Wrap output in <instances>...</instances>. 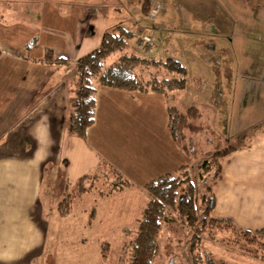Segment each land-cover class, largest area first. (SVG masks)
Instances as JSON below:
<instances>
[{"label": "crops", "instance_id": "obj_1", "mask_svg": "<svg viewBox=\"0 0 264 264\" xmlns=\"http://www.w3.org/2000/svg\"><path fill=\"white\" fill-rule=\"evenodd\" d=\"M87 1L93 3H72L84 9L75 14L73 27L63 30V14L56 11L64 9V0H0V264H37L46 246L48 215H66L55 210L60 193L50 186L58 176L60 187L74 191L86 175L81 182L85 194L105 166L119 181L118 189L123 185L145 195L146 182L174 173L189 160L169 133L165 94L97 85L93 122L83 136L67 132L66 88L75 73L71 81L61 82L59 69L65 63L53 59L74 64L99 43L106 20L97 22L95 11L85 12L86 6L96 5ZM108 1L111 5L102 8L111 12H120L116 6L128 2ZM143 1L135 3L131 17L136 18L119 23L136 30V36L148 35L152 48L155 36L170 38L165 17H192L207 10L196 5L201 0H148L146 10ZM93 23L101 24L99 34L89 38ZM53 37L62 43H54ZM47 49L52 59L45 58ZM73 193L72 200L77 196ZM212 193L213 217L247 230L264 228V129L223 156Z\"/></svg>", "mask_w": 264, "mask_h": 264}, {"label": "rangeland", "instance_id": "obj_2", "mask_svg": "<svg viewBox=\"0 0 264 264\" xmlns=\"http://www.w3.org/2000/svg\"><path fill=\"white\" fill-rule=\"evenodd\" d=\"M93 1L96 5L86 6L85 12L88 9L95 11L97 22L104 17L105 31L120 24L119 21L136 18L131 16L135 13V3L137 5L140 0H128L123 7L117 5L120 12L104 10V5H111L108 0ZM64 2V9L56 12L63 14V20L59 16V24L61 29L67 30L78 18L75 14L84 7L76 9L72 3L77 0ZM195 3L207 8V14L190 17L178 13L171 18L165 17L169 23V32L165 30V33H169L170 38L155 36L154 48L148 35L136 36L138 32L132 30L134 37L125 51L144 57H171L186 69L185 87L162 96L175 120L176 133L182 134L175 143L178 146L186 144V153L180 150L189 158L186 164L189 165L191 180L196 183L198 203L201 194L208 192L214 169L213 164L209 172H203L202 160L215 159L217 156L213 157V154H218L227 144L239 145L264 129V0H201ZM52 21L55 22L56 17ZM100 25L93 23V29L91 26L88 28L89 38L95 37L96 32L99 34L96 30ZM53 39L54 43H62L61 39ZM120 54L117 51L108 55L105 65ZM64 63L59 70L64 76L61 82L66 80L67 83L74 73V64L68 60ZM134 71L144 79L175 75L151 64H138ZM66 91L69 92L68 99L74 97L73 81ZM192 105L197 113L187 110ZM97 175L89 192L73 198L64 219L48 215L46 246L37 257V264H129L124 243L132 234L146 196L135 188L122 185V189H118L121 187L119 181L105 166ZM60 180L58 176L50 183L56 193L57 190L60 193L56 211L59 201L65 200L67 187H60ZM182 190L181 186L178 198ZM168 218L159 233L160 251L154 264H196L197 261L204 264L207 259L214 264H264V246L261 245L264 244V233L257 235V242L246 244L245 239L235 236L230 230H197L175 213Z\"/></svg>", "mask_w": 264, "mask_h": 264}, {"label": "trees", "instance_id": "obj_3", "mask_svg": "<svg viewBox=\"0 0 264 264\" xmlns=\"http://www.w3.org/2000/svg\"><path fill=\"white\" fill-rule=\"evenodd\" d=\"M147 3L148 0L143 1L144 10L148 8ZM133 37L132 30L121 24H116L103 31L98 46L75 60V74L72 78L75 91L74 97L69 100V110L65 121V127L69 134L83 136L85 128L93 122L94 93L97 85L126 91L160 94L185 87L186 69L180 61L171 57L159 59L144 57L137 53H127L125 50L130 45ZM117 51L121 54L110 64L105 65V58ZM44 56L45 58H52L51 51L47 49ZM53 61L64 63L65 59L54 58ZM138 64L159 66L175 75L162 78L151 76L149 79H144L134 71ZM187 110L197 113V109L193 105ZM168 113L169 133L172 139L176 141L178 137L181 139L182 134L176 133L177 129L173 125L175 120L172 119L171 112ZM225 140L228 139L225 137ZM247 142H242L239 145L227 144L218 151V154H213V157L217 156L215 159L202 160L200 166L204 168L203 172H209L208 170L213 164L214 169L212 181L207 188L208 192L201 194L198 203H196L197 199L195 198L196 183L191 180L188 164L180 166L174 173L160 175L142 186L146 201L135 220L132 234L124 243V251L128 254L129 264H154L160 251L159 233L163 224L169 220L168 217L171 213H175L178 217L184 219L188 226L195 227L197 230H202V228L218 231L230 230L235 236H241L245 239L246 244L257 242L256 237L264 233V228L257 230L243 229L236 226L230 219L213 217L210 214L214 205L212 186L219 176L221 159L227 152L245 146ZM179 146L186 153L185 142ZM84 177L86 175L80 177L76 182L77 190H75V194L77 196L81 195L84 190L81 183ZM198 177L200 176L198 175ZM181 186L183 190L178 198L177 195ZM64 192L65 200L59 201L57 206V211L61 215L69 212L67 208L74 194L67 187H65ZM197 224H200V226H196ZM125 229L128 230L129 228L125 227ZM261 245L264 246L263 243ZM196 259L194 258V260ZM196 264H198V261ZM204 264H214V262L207 259Z\"/></svg>", "mask_w": 264, "mask_h": 264}, {"label": "built area", "instance_id": "obj_4", "mask_svg": "<svg viewBox=\"0 0 264 264\" xmlns=\"http://www.w3.org/2000/svg\"><path fill=\"white\" fill-rule=\"evenodd\" d=\"M146 40H148V39H146Z\"/></svg>", "mask_w": 264, "mask_h": 264}]
</instances>
